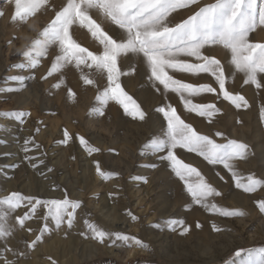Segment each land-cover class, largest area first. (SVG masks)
Returning a JSON list of instances; mask_svg holds the SVG:
<instances>
[{
    "label": "rangeland",
    "instance_id": "374dc122",
    "mask_svg": "<svg viewBox=\"0 0 264 264\" xmlns=\"http://www.w3.org/2000/svg\"><path fill=\"white\" fill-rule=\"evenodd\" d=\"M214 2L215 0H200V5L195 6L194 9H180L172 14L174 18L173 22L178 23L191 15L192 11L198 9L199 6ZM257 6L258 8L264 6V0H257ZM14 10V0H11V2L10 0H0V112L23 113L25 115L21 118L14 117L10 119L0 117V125L4 128V130L0 131V179H8V181L12 182V189L7 193L3 186L0 187V197H3L4 194V196H7L11 192H19L25 196H32L42 200L57 199L56 196L46 197L43 195V192L36 191L35 189L33 191L40 193L29 194L26 190L22 189L20 181L15 179L18 177L23 179L26 175L32 176V174H35L37 177L40 175L41 177L39 178L42 179V175H44L46 171L42 172L40 169L39 171L38 167L43 165L44 158H48L50 149L56 147L59 149L68 148V145H70L73 149L72 152L74 157L78 162L74 172L76 174L70 172L71 176L67 175V180H74L76 176L80 175L79 172L81 173L84 169L87 177L91 179V182L94 183L95 179L99 184L103 185L102 193L105 194L106 200L109 202H101L99 199L102 193L96 192L92 196L93 200L91 199L93 201L91 203L92 206H85L84 202L79 197L71 196V193L79 192V186L73 183V187L75 188H73L74 191L72 190L71 192L70 189L64 190L62 186L56 184L53 189L58 192V195L62 193L61 199L64 198L63 196L66 193L69 199L81 202V207L77 209V215L73 226L69 228L65 223L59 228L55 227L48 229L46 225H43L42 229L46 227L47 231L43 233L41 241L38 242L34 248L27 247V244L31 243L37 235L29 242H22L24 245L21 242H17L19 243V245H17L18 247L2 243V245H0V264H6V261H10L12 264H22V261L32 257L31 254L33 251H37V259L35 258V261L42 262L41 260H43V258L41 255L43 251L40 250L41 248L39 249V247L40 245L42 247L45 238L50 240L51 236L53 237L54 234H59V239L71 243L73 247H71V250L66 251L64 257L61 258L60 261L63 262L62 264H226L229 259L234 257L235 252L239 249H259L264 247V211H261L259 208V201H263L261 199H251L250 201L248 198L243 202V206H241L229 197L219 196L222 201L220 207L228 210H239L244 213V215L224 217L195 204L182 181L184 186L183 189H185V194H187L189 201L183 200L181 202H176V195L178 193L181 194L182 191H174L173 188L167 187L161 191L162 208L157 204L155 195L158 190H160V185L153 182L151 175L158 170L160 166L159 162L163 161L160 157L166 155V153H156L153 155L151 148L146 147V145L161 132V126H158L156 116H159L165 129H167V120L163 113L157 110L162 107V103L157 99L154 100V93L151 91L147 79L139 80L140 82L138 80L136 81V76L133 74L132 70L128 68L124 70L120 69V83L122 87L129 95L136 99L145 113V119L141 121L139 119H133L126 114L123 108L114 101L108 103L111 107L110 113H112L109 114L110 118H105L103 114H100L102 106L96 98L107 86V78L104 79L103 76L98 75L94 69L90 70L86 67L83 68L84 72L90 73V77L95 81L93 85L89 86V88L91 87L89 90L88 86L81 80L80 70L76 67L77 77L74 83L76 84L77 90L72 88H63L59 90L54 84L55 81L52 80L48 82L42 77L37 78L35 76V71L39 67L31 71L13 68V65L22 62L23 58L21 52L31 44L32 40L36 38L43 27L50 22L55 12H52V6L49 0V7L47 10L41 9L35 17L29 19L28 23H21L12 20ZM98 19L101 22L104 21L99 16ZM99 20H97V22L101 23ZM107 26L106 23V27ZM112 27L114 28L115 26ZM260 27L264 28V26ZM81 29L88 33L90 42L93 40L98 45V42L93 39L87 29L79 27V30ZM256 30L249 34V42L264 43V35L258 38L254 37ZM100 51L102 50L100 49ZM202 51H204V54H211L215 58L221 60V63L224 65L222 58L224 53L226 51L228 52V50L224 49L222 46L213 45L210 49ZM186 59L188 62H196L194 57H188ZM124 60L125 58H122L118 62V66L121 61ZM169 74L174 75V78L181 79L184 82L193 84L208 83L218 89V85L214 83V78L207 73L193 75L192 73H173L169 70ZM15 75H22L25 77L23 85H19L10 79V77ZM225 77V88L233 94L240 93V95L244 96L248 101L247 107L242 105L237 108L235 105L225 100L222 94H219V90L217 93H202L201 96L191 97V99L193 103L214 104L220 110L217 113L220 114L221 117L224 116L222 117L224 119V124H226V126L231 124V128L228 126L230 128L229 130L235 131L237 135L235 138L228 136L227 138H222L216 135H214V137H209L214 139L217 143H226L229 139L246 143L249 146L248 152L254 157L255 164L264 166V161L261 160L262 154L264 155V115H262V112H264V102L260 95L261 92L254 85L255 97H247L243 92L233 91L226 74ZM9 82L12 84V89H18L11 90L10 93H12V95L7 93L5 87V84ZM131 82L134 85H131ZM139 83H141V85ZM128 85H131L130 88H128ZM136 86H140L139 89L138 87L135 88ZM20 88H23V90L20 91ZM68 89H71L75 93L73 97L69 96ZM21 93L22 95H20ZM83 95L88 97L89 103L86 104ZM176 98L177 104L174 108H176L177 114L185 123L189 122L193 125L192 122L187 119V114L185 113L188 112V110L185 109L183 102L177 94ZM77 100L78 104L76 103ZM218 101H221L224 107L223 105L220 107ZM240 108H245L250 112L253 125H256L258 130H260V135L252 139L251 143L244 141L242 138L243 136L245 137V128L239 115ZM93 109H95V111H93ZM181 110L182 113L186 111L184 113L185 115L181 113ZM77 112L79 114H77ZM196 115L200 116L197 113ZM200 117L205 123H210L209 120L211 119V121H214L215 118V116H213V118L206 116ZM65 131H67L70 138H65ZM200 134L203 135V133ZM5 136L10 137L7 138ZM81 136L85 138L88 145L93 148H98L99 151L89 154L86 147L79 141V137ZM26 140L32 141V143L27 145V152L24 151ZM256 143H259L258 147H254ZM61 158L64 161L65 156H61ZM95 161L100 163L102 171L115 173L111 179H117L119 182L118 187L122 189L126 207L121 210V216H119L120 218L118 219L111 220V218H105V214L99 210L104 205L103 209L105 211L113 203L116 205L118 201L117 195L112 193V191H108L107 185L105 186V184L109 185L108 181L110 179H102L97 174ZM167 163L170 166L168 161ZM190 164L196 167L192 163ZM149 165H155V167H150ZM143 166H147L150 173L143 174L140 170ZM221 166L223 167V165ZM48 171L51 172L50 169H48ZM256 173H252V175L260 179V176H262L260 174H262V172H259L260 174H258V172ZM171 174L176 176L175 173ZM232 188L235 190L238 189L235 185ZM217 190L221 193L218 188ZM240 190L245 195L251 194L245 193L242 189ZM252 193L256 195L262 194L258 189ZM96 195H98V197H96ZM97 198L99 199L97 200ZM41 207L42 206H37L39 211L36 210L32 218H35L36 213L44 208ZM190 209H195L196 213L189 215L188 212ZM197 213H199L200 216L197 215ZM132 216H135L136 219H132ZM32 218L29 220H33ZM85 220L94 223L109 233L118 232L136 237L148 247L142 248L131 241L128 242L131 244L130 247L124 246L123 242H113L112 239L108 238H106L103 243L98 242L96 239L92 238L93 234L86 227ZM174 221H183V226L177 224L175 228L171 227V222ZM197 225H199V227H197ZM13 226L16 229L22 228L18 223ZM214 226L221 230H214ZM184 227H187L189 231L185 233L183 231ZM224 237L231 247L228 249L225 256L221 257L219 251L224 246L223 244L226 243ZM249 238H251L252 241L249 242ZM213 243L216 245L213 246L210 252L205 249L209 247V245H213ZM8 253H11V256H9ZM14 253L16 254L14 255ZM19 253H23V255H19ZM243 256H246V254L242 253L241 257Z\"/></svg>",
    "mask_w": 264,
    "mask_h": 264
},
{
    "label": "snow or ice",
    "instance_id": "6c2138e0",
    "mask_svg": "<svg viewBox=\"0 0 264 264\" xmlns=\"http://www.w3.org/2000/svg\"><path fill=\"white\" fill-rule=\"evenodd\" d=\"M198 5L200 0H66V3L55 10L54 17L31 44L21 52L22 62L12 67L34 70L40 66L41 60L47 57L49 49L55 46L58 54L51 62L48 76L74 63L80 70L84 84L93 85L95 81L83 68L94 69L98 75L107 77V86L96 98L100 105L106 106L110 101H114L126 114L142 121L145 119V113L140 104L120 83L118 62L131 55L141 58L146 64L150 72L149 79L155 82L157 91H161L162 86L163 91L177 94L189 112L213 117L220 111L214 104L193 103L191 97H199L202 93H217L218 90L225 100L237 108L242 105L247 107L248 101L244 96L233 94L225 88V66L221 60L211 54H204L202 50L210 49L213 45L222 46L231 54V65L236 71L244 74L245 84L255 85L257 89L264 87V75H261L264 74V43L249 42V34L264 26V6L258 8L257 0H215L214 3L199 6L186 19L178 23L173 22V13L180 9H194ZM14 6L12 20L28 23L41 9L47 10L49 0H14ZM93 13L106 21L108 26L98 23L97 19L93 18ZM74 26L87 29L102 51H90L81 46L74 39ZM188 57H194L196 62H188ZM169 70L173 73L193 75L207 73L214 78L218 89L208 83L184 82L170 75ZM10 79L23 85L25 77L15 75ZM56 86L59 87V84ZM68 94L70 97L75 95L71 89H68ZM157 110L163 113L167 120V133L162 138H153L146 147L151 148L153 155L166 152V155L160 158L169 162L175 175L184 182L195 204L224 217L244 215L242 211L228 210L216 203H210L209 198L218 197L221 193L196 167L178 158L175 150L183 148L203 157L211 165H223L231 173L236 188L245 193H252L258 188H264V179H258L254 175H240L233 163L247 158L249 146L234 139L217 143L211 137L200 134L190 123L181 119L171 104ZM100 114H103L102 108ZM23 115L25 114L0 112V117L9 119L21 118ZM209 122H212L211 119ZM2 130L4 128L0 125V131ZM64 135L66 139L70 138L67 131ZM215 135L223 137L224 133L218 131ZM79 141L89 154L99 151L98 148L88 145L84 137H79ZM30 143L31 140L25 141V152L28 151L27 145ZM96 170L102 179H111L115 175L102 171L98 161ZM217 175L219 176V173ZM219 178L224 179L223 176ZM37 206L47 209L44 219L50 217L57 228L65 223L71 228L81 202L69 199L66 193L63 199L50 200L25 196L19 192L0 197V239L11 235L12 229L7 225V220L13 212L21 207L29 208L22 216L16 217L17 223L24 227L25 222L35 214ZM259 208L264 211V201H259ZM132 219H136L135 216H132ZM177 224L183 226V221L171 222V227L175 228ZM85 225L93 234L92 238L98 242L103 243L108 238L113 242L121 241L124 246L130 247L128 242L131 241L142 248L148 247L136 237L118 232L109 233L87 220ZM214 230L221 229L214 226ZM45 231L46 227L41 229L40 235L28 243L27 247L34 248L41 241ZM183 231L186 233L189 229L184 227ZM242 253L246 254V258H241ZM6 264L12 262L6 261ZM226 264H264V247L239 249Z\"/></svg>",
    "mask_w": 264,
    "mask_h": 264
},
{
    "label": "bare ground",
    "instance_id": "6f19581e",
    "mask_svg": "<svg viewBox=\"0 0 264 264\" xmlns=\"http://www.w3.org/2000/svg\"><path fill=\"white\" fill-rule=\"evenodd\" d=\"M64 3H66V0H50V4L52 6V12L55 11L56 9L60 8ZM93 18L99 20L98 19V15H96L95 13H93ZM106 23L107 22H105V21L101 22L102 26H105V27H106ZM74 27H75L74 39H76L78 43H80L83 47H87L89 50H99V51H100V49L102 50V48H99V46L93 40H92V42L89 41V35H88V33L86 31H84L82 29L79 30L78 26H74ZM263 35H264V28H262V27L258 28L255 31V33H254V37L255 38L262 37ZM56 54H58V49L55 46L51 47L49 49V51H48L47 57L43 59L41 65L35 71V76L37 78L42 77L45 81H48V82L52 81V80L55 81V83H54L55 86L57 84H59V87H58L59 90H61L63 88L76 89V84L74 83L75 82L74 80L77 77V72H76L75 66L73 64L68 65V66L66 65L61 71L53 73V75H51V76L47 75V72H48V70L50 68L51 62L54 59ZM222 59H223V63H224V66H225V74L227 75V78H228V81L230 82L232 90L235 91V92H243V93H245L247 95V97H250V98L255 97V90L253 88L254 85L245 84L244 83V74L236 71L234 66L231 65V63H230V60H231L230 52L226 51L224 53ZM119 68L121 70H124L125 68H128V69L132 70L133 74L136 76V81L137 80L139 81V80L147 79L149 81V86L151 87V91L154 93V100L157 99L158 101H160L162 103V106H165L167 104H171L174 107L177 104V98H176V94L175 93L163 91L162 86H160L161 91H157L156 90L155 82L153 80L149 79L150 73H149V71L147 69L146 64L143 62V60L141 58H137V57H133V56L129 55V57L125 58L124 61H121V63L119 64ZM261 75H264V74H261ZM44 77H46V78H44ZM103 77H104V79L107 78L106 75H103ZM61 81H62V83H61ZM130 84L134 85V84H132V82ZM139 84L141 85V83H139ZM131 85H128V88H130ZM87 86H88V90H89L91 88V87L89 88V86H91V85H87ZM5 87H6L7 93L9 95H12V93H10V89H12V84L9 82L8 84H5ZM137 87L139 89L140 86H136L135 88H137ZM132 88H133V86H132ZM19 90L22 91L23 88H20ZM259 90L261 92L260 93L261 98H262V100L264 102V87L260 88ZM90 94H92V93H90ZM146 94H147V91H146ZM20 95H22V93ZM78 96L80 97L79 94H78ZM83 96H84V100H86V104L89 103L88 97H86L85 95H83ZM80 99H82V98H80ZM252 100H254V99H252ZM263 102H262V104H263ZM76 103L78 104V100H77ZM149 103H150V101H149ZM218 105L220 107H222V105H223V107H224V104H222L221 101H218ZM102 108H103V112H104L103 116L105 118H108V117L110 118L109 114H112V113H110L111 112L110 105L107 104L106 106H102ZM181 108H183V107H181ZM261 109H263V108H261ZM77 111H78V109H77ZM181 113H182V110H181ZM184 113H182V114H184ZM77 114H79V113L77 112ZM185 114H187V116H186L187 119L190 122H192L193 128H195L200 133H203V135H208V136L214 137L215 133L219 131V132L224 133V136L222 138H224V137L227 138V136L231 137V138L237 137V135L235 134V131L229 130L231 128V126H230L231 124L228 125L230 128L228 126H226V124H224V119L222 118L224 116L221 117L220 114H218V113L214 114V116H215L214 121H212L210 123H205L204 120L200 116L196 115V113L188 111ZM239 115H240V117H241V119L243 121L242 123L244 124V128H245V131H244L245 137L243 136L242 138L244 139V141H246L248 143H251L252 139L257 138L260 135V132H259L260 130H258V127L256 125H253L252 120L250 118V112L247 109L240 108L239 109ZM68 116H71V115H68ZM156 120L158 122V126H161V132H159L155 136V138H162V137H164L166 135L167 129H165V126H164L163 122L160 120L159 116H156ZM5 137L9 138L10 136H5ZM141 138H143V137H141ZM258 144L259 143L254 144V147H258ZM101 147H102V145H101ZM72 151H73V149H72V147L70 145H68V148L67 147L66 148H60V149L57 148V147L56 148H51L50 151H49L48 158H44V162L42 163L43 165L38 167V170L40 169L42 172L46 171L45 174L43 173L44 175L41 174L43 176L42 179L39 178V177H41L40 175L37 177L35 174H32V176L31 175L30 176L26 175L23 179H21V177H18L17 179L14 178V179L17 180V181H20V183L22 184V186H21L22 189L26 190V192L29 193V194H37V193L43 192V195H45L46 197L56 196L57 199H61V194L62 193L61 194L59 193V195H58L57 194L58 192L54 191L53 188L56 186V184H59L60 186H62L64 188V190L70 189L71 192H72V190L74 191L73 188H75V187H73V185L76 184V186H79V188H80L79 192L78 193L77 192L76 193H71V196L72 197L77 196V198L79 197L84 202L85 206H90L91 203L93 202L92 201L93 200V198H92L93 194L96 193V192L102 193L103 185L99 184L95 179H94V183L91 182V179L89 177H87V174L85 173L84 169H83V171H81V173L79 172L80 175L76 176L74 180H67V175L71 176L70 172H72V174L75 172L76 164L78 162L75 159L74 154H73ZM175 152H176L177 156L180 159L184 160V162H190L193 165H195L196 168L202 173V175H204V177L214 187L218 188L221 191V195L220 196L229 197L231 200H233L234 202H237L241 206H243V204H244L243 202H245L246 199H248V198L250 199V201H251V199H255V200L256 199L257 200L261 199V200L264 201V188H258V191H260V193H262V194L256 195L254 193H251L249 195H245V194H243L241 192L240 189H236L235 190V189L232 188L235 185V182L232 179L231 173L227 169L222 167L221 165H211L207 161H205L203 159V157L197 155L196 153L188 152L186 149H183V148H177L175 150ZM260 152H262V151H260ZM61 156L62 157L65 156L64 161L61 158ZM131 158H133V157H131ZM261 160L264 161V155L263 154L261 156ZM234 162L235 163L237 162L236 164L234 163L235 164V170L240 175L246 177L248 175H252V173L258 172V174H260L259 172H262V174H260V175H262V176H260V179H264V177H263L264 176V174H263L264 173V166H262V165L259 166L258 164H257L258 165L257 166L255 164L254 157L252 155H250V153L248 154L246 159L236 160ZM159 165L160 166H159L158 170L156 172H154L153 175H151V179L153 180V182L157 183V185L158 184L160 185V190H158L157 194L155 195V199L157 201V204H159L161 206V203H162L161 191L164 188H167V187L173 188L174 191H179V190L182 191L181 194L180 193L177 194V195L180 194L179 196L176 195V198H175L176 202L177 201L181 202L183 200L184 201L185 200L189 201L187 194H185V189H183L184 186H183L182 181L179 179V177L174 176V174H171V173H174V172H173L172 168L168 165L167 161L163 160L162 162H159ZM48 169H50L51 172H49ZM140 170L142 171L143 174L150 173V170H149V168L147 166L141 167ZM30 173H31V171H30ZM217 173H219V176L217 175ZM38 174H39V172H38ZM74 174H76V173H74ZM23 175H25V174H23ZM220 176H223L224 179L220 180V178H219ZM1 177H3V176H1ZM108 182H109V185L105 184V186L107 185L106 187L108 188L107 189L108 191H112V193L117 195V201L118 202H117L116 205L113 203L105 211L103 209L104 205L102 207L99 206V207H101L99 210L102 213L105 214L104 215L105 218L107 217L108 219L111 218V220H115V219L120 218L119 216H121L120 215L121 210L124 207H126V204L124 202L122 189H120L118 187V183H119L118 180L113 178V179H110ZM150 184H151V181H150ZM1 186H3V188L5 189V191L7 193V192L10 191V189H12V182L8 181V179L7 180L6 179H4V180L0 179V187ZM34 189L36 191H40V192L33 191ZM153 190H150V191H153ZM96 197H98V195H96ZM98 199L99 198H97V200ZM99 200L101 202L102 201H107L106 200V196H105L104 193H102L101 198ZM107 202H109V201H107ZM209 202L210 203H216L218 206L222 205V201H221V198L219 196L218 197H214V198H209ZM161 208H162V206H161ZM36 210L39 211L38 208H36ZM26 211H29L28 207H21L20 209L16 210L15 212H13L9 216V218L7 220V225L12 229V232H11L10 236H7L6 238L0 239V245H2V243H5V244H8L10 246H15L16 247L17 245H19L20 242L21 243L22 242H29V241L33 240L36 235L40 234V230L42 229L43 225H46V227L48 229L56 227L55 222L52 221L50 219V217L48 219H44V217L46 216V213H47V209L43 208V209L40 210V212L36 213L35 218H32L33 220L26 221L24 227H22L21 229L20 228H17V229L14 228L13 225H15L17 223L16 217L22 216ZM188 213H189V215H193L194 213H196V210L195 209H190ZM197 215L200 216L199 213H197ZM245 215H246V212H245ZM28 229H31L32 231L29 232ZM204 232H206V231H204ZM58 235L54 234L53 237L51 236L50 240L46 239L44 237L45 238L44 239V243H43L42 247H41V245L39 247V249L41 248L40 250L43 251V253L41 252L42 253L41 256L43 258V260H41L42 262L35 261V258L37 259V257H36L37 256V251H35V252L33 251V253L31 254L32 257H30V259L22 261V264H62L63 262L60 261L61 258L64 257V254H65L66 251L71 250L73 247H72L71 243H67V242H64L63 240L59 239L60 236H58ZM224 239L226 240V243L223 244L224 246L222 245L223 247L219 251V255L221 257L225 256V254L227 253L228 249L231 247V245L228 244L227 239L225 237H224ZM248 241L250 242V241H252V239L249 238ZM17 242H19V243H17ZM72 243H73V241H72ZM215 245L216 244L213 243V245H209V247H206L205 249L210 252L213 249V246H215ZM218 245H219V243H218ZM205 249H203V250H205ZM8 255L11 256V253H8ZM41 256H40V258H41ZM241 258H246V256H243Z\"/></svg>",
    "mask_w": 264,
    "mask_h": 264
}]
</instances>
